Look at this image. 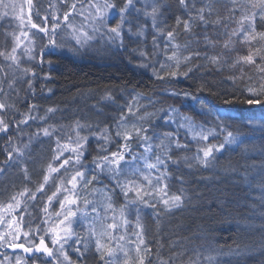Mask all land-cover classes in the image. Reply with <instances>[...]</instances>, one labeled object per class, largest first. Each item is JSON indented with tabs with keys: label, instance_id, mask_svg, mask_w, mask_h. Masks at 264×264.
Wrapping results in <instances>:
<instances>
[{
	"label": "snow or ice",
	"instance_id": "obj_1",
	"mask_svg": "<svg viewBox=\"0 0 264 264\" xmlns=\"http://www.w3.org/2000/svg\"><path fill=\"white\" fill-rule=\"evenodd\" d=\"M59 2L66 11H53L55 5L49 2L45 7L42 0H0V133L7 140L0 175L15 169L22 181V186H11L15 190L0 192L4 197L0 199V249L5 250L0 252V264H88L90 254L95 264H244L247 257L257 255V264H264V0H224L223 14L216 11L213 0ZM173 7L181 13L174 17L175 26L168 24ZM213 14L214 20L210 19ZM77 19L78 23H73ZM176 27L189 35L194 28L215 31L214 38L204 35L203 59L217 71H230L233 83L240 80L246 84L240 90L243 100L233 94L223 104L240 102L259 116L244 117L242 126H234L236 117L230 114L231 109L213 112L192 93L171 92L173 97L183 95L198 104L196 115L212 116L214 123L204 120L198 124L194 117L170 106L160 110L158 120L176 128L157 134L154 129L162 125L149 117L145 126L141 108L133 103L136 96L122 106L114 133L110 125L101 127L90 116L68 125L53 121L57 108H48L43 117H33L35 107L29 106L23 119L5 118L14 107L7 101L18 96V88L27 85V92L33 89L36 72L26 63L38 60L43 64L44 56L56 55L57 50L80 54L99 46L97 52L127 53L130 63L151 69L157 79L187 78L193 71L188 64L201 58V51L174 44ZM132 44L136 46L130 47ZM182 67L187 71L181 72ZM204 90V85L196 89ZM104 99L115 102L111 93ZM37 120L35 131L25 133L22 125L30 128L29 121ZM13 126L15 140L9 134ZM180 130L190 135V141L181 142ZM93 136L103 144L88 166L84 161ZM257 138L262 141L259 145L254 143ZM46 140L51 142L48 154L37 157L33 145ZM192 142L197 145L195 150ZM114 145L116 150L110 151ZM229 149L238 153L240 160L217 168V154ZM37 166L42 179L30 187ZM206 172L210 175H204ZM102 178L110 183L104 185L103 192L92 187L101 184ZM211 180L255 193L248 198L249 215L236 223L238 231L241 223L245 229L258 231L260 242L242 246L234 241L235 247L227 252L204 245L186 247L185 240L202 238L195 234L172 242L166 259L160 250L154 253L145 241L141 211L151 208L160 220L175 211L196 210L210 199L200 185ZM219 191L214 199L226 206L221 197H226L228 190ZM119 197L123 204L118 207ZM131 211L136 213L134 228L128 215ZM257 216L259 224L254 225L252 218ZM17 249L23 254H17Z\"/></svg>",
	"mask_w": 264,
	"mask_h": 264
},
{
	"label": "trees",
	"instance_id": "obj_2",
	"mask_svg": "<svg viewBox=\"0 0 264 264\" xmlns=\"http://www.w3.org/2000/svg\"><path fill=\"white\" fill-rule=\"evenodd\" d=\"M169 2L174 3V0H169ZM208 3L209 0H204ZM223 2L224 0H213V6L216 11L223 14ZM67 10L66 8H64ZM172 11L177 12L178 10L173 7ZM210 19H215V14H213ZM168 24L175 26V23L168 19ZM215 37L216 33L213 29L209 28L207 33L204 32L203 28H194L191 35L183 32L182 27L176 28V39L173 41L174 44L178 43L183 48L184 45H188V51H195L199 49L201 51V58L194 59L188 64V68H192L193 71L189 73L188 77L180 76L178 78H168L157 79L153 75L151 69L145 70L135 67V62L130 63V57L125 52L119 51H107L95 54L96 58L94 63H79L77 60H71L68 58L67 53L56 54V55H45L44 63L34 64L36 70V76L32 78L33 89L31 92H27V85H21L18 88V96H12L8 103L14 104L15 109L5 114V118L10 116H15V118H24L25 115L29 113V106H34L35 110L39 115L45 116L48 108H57L59 111L53 116V121H58L63 124L64 121H73L78 114L88 116L89 112L92 111L90 116L94 119L98 106L93 110L85 102L87 98L89 99H99L102 103H106L103 97L106 95L104 90L106 87L118 89L119 91L130 92L131 97L137 96V94L145 97L142 101H136L134 104L139 105L140 108H144V111L149 112L153 115L151 119L157 118L162 114L161 109L172 108L178 109L182 115H188L194 117L196 122L199 124L204 120H208L210 123H214L212 116H197L196 111L199 110V105L194 103L191 99H183L180 101L177 99L174 101L173 96L170 95L171 92L180 93H192L198 96L200 99L205 101V104L213 109H220L222 112L225 109H231V115L236 117L232 121L234 126H242L244 123V117L250 115L259 116V112H249L247 109L250 107L240 102H234L229 105H224V99H230L233 94L239 97V100H243L245 97L240 95V90L245 89V82L237 80L235 83L229 78L232 73L228 70L217 71L212 67L207 60L203 59V49L205 46L204 35ZM199 41V43H197ZM152 37L147 36V46L151 48ZM136 45H130V47H135ZM143 47V45H141ZM171 54L170 52L168 53ZM187 55V52L183 53ZM211 55V51H209ZM64 56V57H63ZM161 62H163L164 57H160ZM58 64L56 69H48L52 71L53 78L43 79V84L39 83L42 71H46L47 68H51L53 64ZM199 66V67H197ZM133 67V68H132ZM159 68V66H157ZM181 72L187 71V68L182 67ZM149 74V75H147ZM250 75L253 73H249ZM31 76V75H30ZM201 85L205 86V90L197 92L196 89ZM55 87L56 90H51ZM46 90V92L44 91ZM216 94L213 95L212 93ZM163 93L161 96L160 94ZM165 93V94H164ZM225 93L227 95H225ZM48 96L50 98H48ZM149 96H157L160 98L159 102L154 104ZM183 96V95H182ZM38 97V98H37ZM117 97V96H114ZM173 97V98H171ZM6 99V98H5ZM39 100V101H38ZM85 102V103H84ZM160 104H163L159 107ZM154 108H160L158 111H152L148 106ZM191 106V107H189ZM253 108H259V106H251ZM110 117H97L102 120V123H113L115 128H113V133L116 130V122L119 120L120 115L111 112L110 106H108ZM85 111L87 113H85ZM32 113V112H31ZM85 113V114H84ZM113 116V118L111 117ZM54 117L56 119H54ZM157 121V120H153ZM52 122V121H51ZM152 122V121H151ZM31 123V122H30ZM149 120L145 119L144 124L148 126ZM14 125V123H13ZM104 126V125H103ZM22 127H25L22 125ZM167 128V130H165ZM176 128L175 124L166 125L158 127L155 131L157 134L163 133L165 131H171ZM25 133L28 131L24 129ZM244 131H247L244 129ZM13 136L15 140L16 129L13 126L11 132L9 133ZM261 134L258 132L256 136L259 137ZM181 142L186 140L190 141V135L185 136L184 130H180ZM223 137H221V140ZM220 141L213 140L212 143H219ZM7 140L4 134L0 133V161L4 159L3 148ZM51 142H44L43 145L38 144L36 148H40L39 157L47 155L48 149ZM254 143L259 145L262 141L257 138ZM134 144V143H133ZM100 145V144H99ZM95 143L90 141L88 148V155L84 163L86 165L91 164L94 156H96L97 151L95 148ZM191 147L193 150L197 145L192 142ZM234 147V146H233ZM135 150V147L133 146ZM116 146L110 148V151H115ZM219 157V162L217 168H222L226 166L230 161L235 163L240 160L238 153L232 152L231 149L226 150L222 153L217 154ZM39 171H35L32 174V185L36 184L42 179L38 174ZM204 175H210V173H204ZM12 185H22L21 177L17 170L9 169L7 174L0 175V186L3 188H10ZM104 185H109L108 179L102 178L101 184H94L92 187L98 190H103ZM201 190L205 191L210 199L205 201L202 206H198L196 210H179L175 211L172 215H162L160 220L156 219L155 213L151 208H144L140 215L142 217V223L145 226L146 243L152 248L155 253L160 250L166 259L169 252V246L172 242L185 238L192 237L195 234H199L202 238L198 241L185 240L186 247H194L199 245H204L212 249L222 248L227 252L229 247H235L236 242H240L242 246L244 244L256 246L260 242V234L258 231H251L244 228V224L241 223L240 230H237L236 221L242 216L249 215L251 209L249 208L248 198L255 193L252 191L246 192L243 188H237L234 185L225 184L215 180L203 182L200 185ZM227 188V196L221 197L225 200L226 206H221L216 202L214 197L220 195L221 189ZM102 198V197H101ZM0 199L4 197L0 196ZM88 199H93V196H88ZM116 204L119 207L123 204V198H116ZM31 210V209H30ZM36 213L39 214V206L36 209ZM129 220L132 223L133 228L135 227V211H131L129 214ZM252 223L254 225L259 224V218H252ZM199 230V231H198ZM22 253V250H18ZM75 259V256H73ZM259 256L247 257L244 264H257ZM88 264H95L91 257Z\"/></svg>",
	"mask_w": 264,
	"mask_h": 264
},
{
	"label": "bare ground",
	"instance_id": "obj_3",
	"mask_svg": "<svg viewBox=\"0 0 264 264\" xmlns=\"http://www.w3.org/2000/svg\"><path fill=\"white\" fill-rule=\"evenodd\" d=\"M48 1L49 0H42V2L44 3V5L46 4V3H48ZM58 1V3H60L59 2V0H53V3L54 2H57ZM68 2L69 3H71L72 2V0H68ZM46 7V6H45ZM179 15H181V13L179 12V11H177V12H175V11H172V16H173V18H171V20L175 23V19H174V17L175 16H179ZM176 28H178V27H176ZM133 45V44H132ZM95 47H99V46H95ZM95 47L94 48H90V49H88L87 51H81V53L80 54H73L72 53V55L70 54V53H68L67 52V50H64V51H60V50H57V54L58 55H60L61 53L62 54H64L65 55V53H67L68 55H70V56H67L68 58H70L71 60L73 59V60H77V61H79V63H94V61H96L95 60V58H96V56H95V54H98V53H100V52H97L96 50H95ZM64 57V56H63ZM38 60H37V64H38ZM36 64V65H37ZM29 66V65H28ZM58 67V64L56 63V64H53V66L51 67V68H47V70L46 71H42V75H41V77H40V81H39V83L41 84H43V80H42V78L43 79H48V78H51V79H54L53 78V74H52V71H50V70H48V69H56ZM133 68V67H132ZM31 74H29V76H30ZM147 75H149V74H147ZM151 76H154V75H152V74H150ZM56 90V88L55 87H52L51 88V90H54V89ZM54 90V91H55ZM45 92H46V90H44ZM57 91V90H56ZM104 92L107 94V93H111V95L114 97V96H117V97H114L115 98V102L114 103H112V102H109L108 100H106L105 99V102L106 103H102L101 101H99V99H89V98H87L86 100H85V102L88 104V106L89 107H92L93 108V106H98V108H97V111H96V114H95V118H94V122H99L100 123V125H101V127H103V123L101 122L102 120H100V119H98L97 117L99 116V117H105V118H107V116L108 117H110V112H109V109H108V106H110V109H111V112H113L114 111V113H117L118 112V114H121V108H122V106H124L126 103H128V102H130L131 100H132V98H130L131 97V95H130V92H126V90L124 89V91H119L118 89L116 90V89H113V88H108V87H106V90H104ZM165 94V93H164ZM161 96L163 95V93H161L160 94ZM106 96V95H105ZM104 96V97H105ZM104 97H103V99H104ZM138 97L139 98H137L136 97V100L134 101V102H136V101H142L143 99H145V97H142L141 95H138ZM150 98H151V100H152V102H154V104H156V103H158L159 102V100H160V98L159 97H157V96H149ZM38 98V97H37ZM48 98H50L49 96H48ZM171 98H173V97H171ZM182 98L184 99V96H180L178 99L180 100V101H182ZM177 99V97H175V98H173V100L175 101ZM39 101V100H38ZM84 102V103H85ZM133 102V103H134ZM183 102V101H182ZM11 104V103H10ZM163 104H160L159 105V107L160 106H162ZM134 106H136L135 104H134ZM136 107H140L139 105H137ZM149 107V109H151L152 111H158V109H160V108H154V107H151L150 105L148 106ZM15 109V107H12L11 108V110L10 111H13ZM141 110H142V114L145 116V119H147V120H149L148 118L149 117H152L153 115H151V114H149V112H146V111H144V108H141ZM9 111V112H10ZM258 112V111H257ZM256 112V113H257ZM85 113H87L86 111H85ZM84 113V114H85ZM31 115L33 116V117H43V116H41V115H39L36 111H32V113H31ZM82 116H85V115H82V114H78V116H76V118H79V117H82ZM111 117L113 118V116L111 115ZM75 118V119H76ZM21 119H23V118H21ZM16 120H19V118H16ZM153 120H157L156 122L155 121H153ZM151 121L153 122V123H157V124H160V125H162L163 126V121H160V120H158L157 118H153V119H151ZM31 122V123H30ZM51 122V121H50ZM72 122V121H71ZM71 122H67V121H64V123H63V125H68V124H70ZM13 123L15 124V120L13 121ZM36 123H39V121L37 120L36 122H33V121H29V124L31 125V127L29 128V127H24V129H26L28 132L29 131H35V127H36ZM168 125H166V127H167ZM160 127V126H159ZM158 130V127H156L155 129H154V131H157ZM165 130H167V128L165 129ZM165 130H163V133L164 132H166ZM162 134V133H161ZM91 142H94L95 143V145H97V146H95V148H96V150L98 149V147L101 145V144H103V141H100L99 143H98V141H97V139L95 138V136H93V138L91 139ZM39 144V143H38ZM100 144V145H99ZM36 145H37V143H35L34 145H33V148H34V151H35V153H36V156L37 157H39V151L41 152V149L40 148H36ZM41 145H43V144H41ZM133 146L135 147V150H137L136 149V145H135V143L133 144ZM4 149V148H3ZM39 150V151H38ZM134 150V151H135ZM88 166H91V164H88ZM36 171H39V166H37V168H36ZM35 184H33V186H34ZM16 186H22V185H16ZM30 187H31V185H29ZM9 189V191H12V190H15L14 188H12V187H10V188H8ZM5 190V188L3 187H1L0 186V192H3ZM1 197H3V196H1ZM18 250H20V249H17V250H15L16 251V253L17 254H19V252H18ZM2 251H5V250H3V249H0V252H2ZM12 249H8L7 250V252L8 253H12Z\"/></svg>",
	"mask_w": 264,
	"mask_h": 264
},
{
	"label": "rangeland",
	"instance_id": "obj_4",
	"mask_svg": "<svg viewBox=\"0 0 264 264\" xmlns=\"http://www.w3.org/2000/svg\"><path fill=\"white\" fill-rule=\"evenodd\" d=\"M69 1H70V0H69ZM15 2H16V3H23V0H15ZM49 2H51L52 4L55 5V8L53 9V11H55V10H57V9H59V10H61V11H66L64 8H61V5H60V3H58V1L53 3V0H49L48 3H49ZM48 3L45 4L46 7H47ZM37 22H39V21H37ZM73 23H78V19L75 20V21H73ZM34 31H35V30H34ZM62 36H63L64 39H67V35H66V33H62ZM58 39H60V38H58ZM0 40H2V37H0ZM45 43H46V41H45ZM39 44H40V42L38 41V49H39ZM82 51H83V50H82ZM67 52L70 53V54L72 55L71 52H69V51H67ZM36 63H37V61H33V62H31V63H26L25 66L30 67V68H34V70H35V72H36L37 69L34 67V64H36ZM28 65H29V66H28ZM89 113L92 114V111H90ZM90 114H88V116H90ZM90 117H91V116H90ZM91 118H92V117H91ZM52 119H53V118H52ZM54 119H56V118L54 117ZM92 120H94V119L92 118ZM105 124L110 125V126L112 127V129L115 128V126H114L113 123H108V122H107V123H103V125H105ZM115 131H116V130H115ZM45 142L47 143L48 141L46 140ZM101 192H103V190H101ZM101 199H102V198H101ZM19 254H21V253H19Z\"/></svg>",
	"mask_w": 264,
	"mask_h": 264
}]
</instances>
